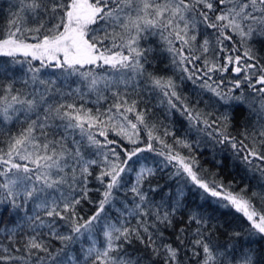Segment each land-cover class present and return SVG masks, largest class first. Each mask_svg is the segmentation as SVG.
Returning a JSON list of instances; mask_svg holds the SVG:
<instances>
[{
  "label": "snow or ice",
  "instance_id": "obj_1",
  "mask_svg": "<svg viewBox=\"0 0 264 264\" xmlns=\"http://www.w3.org/2000/svg\"><path fill=\"white\" fill-rule=\"evenodd\" d=\"M261 49L264 0H15L0 57L26 67L17 80L0 65V216L14 225L0 229V264H264V190H237L182 155L192 143L157 134L144 103L159 97L264 183ZM185 82L199 89L191 99ZM143 153L167 163L143 165ZM169 165L183 185L165 195ZM185 188L203 203L189 207Z\"/></svg>",
  "mask_w": 264,
  "mask_h": 264
},
{
  "label": "trees",
  "instance_id": "obj_2",
  "mask_svg": "<svg viewBox=\"0 0 264 264\" xmlns=\"http://www.w3.org/2000/svg\"><path fill=\"white\" fill-rule=\"evenodd\" d=\"M15 0H0V26H3L6 23V20L10 14V5L13 4ZM262 58H264V49H261L258 53ZM166 55V54H165ZM19 60H23V57H17ZM165 61L159 62V67H164ZM0 65H7L11 72L10 75H15L17 80L24 76L23 68L26 66H21L19 64H14L12 62V58L9 57H0ZM191 67V66H189ZM168 74L171 75V71L168 70ZM228 79H232V73L225 74ZM179 82V81H178ZM180 91L183 95L188 96L190 99L193 98L195 92H198L199 89L192 85L191 82H185L181 84ZM210 95V94H206ZM146 99L144 103L147 104L150 109L151 119L154 123H156L159 132L157 134H162L163 128L167 127L170 131H174L177 136L181 138L187 139L193 145V150L190 152L188 149L179 148L178 150L182 155L185 156H195L199 161L200 165L203 168H206L210 171H218L219 177L227 182H234V187L239 190L245 186L248 187L249 191L260 192L264 190V183L259 180V173H254L253 171H247L243 165L239 164V162L231 157V151L222 152L219 145H214L211 140H209L203 133H196L194 131H189L187 128V122L184 121L178 114L176 115H166V107L159 106L160 98L151 95L145 94ZM89 107H95L94 104H89ZM203 107V105H202ZM247 119V113L243 110L237 111L235 113L233 126L235 131L233 135H238L241 131L244 123ZM141 138L143 140H147L146 133H141ZM102 139V138H101ZM116 139H119L116 137ZM169 143L173 142V137L168 136L166 138ZM131 147V145H128ZM159 149L160 145H156ZM143 157H147V160H144ZM214 157L217 159H223L224 164L222 167L217 169V166L214 162ZM141 163L148 167H156L162 168L164 163V158L162 156H156L154 153H143ZM254 163H259L258 161H254ZM140 165H137L139 168ZM176 169L169 165L168 168H165L163 172L158 174L159 183L161 185V192L167 195L170 192H175L178 187L183 185V181L177 177L175 180H170L168 178V174L174 172ZM186 194V202L189 207L195 208L197 205L202 204L203 201L199 199L198 193L193 190L189 191L187 188L184 189ZM97 194H94V196ZM155 198L159 200L160 193H157ZM259 204V201H257ZM209 211H211V207L205 205ZM91 211V206H85L83 209V214L87 215ZM216 217L222 222L233 228H242L246 226V221L243 220V217L240 214L234 213L233 211L219 209L215 213ZM12 218L8 217L7 214L0 216V229L11 228L14 225L10 223ZM62 223V222H61ZM3 231H0V240L3 239ZM167 239L169 241H174L175 232L170 230ZM136 248H139L138 244L135 245ZM256 247L264 248V243L260 245H256ZM131 250V249H130Z\"/></svg>",
  "mask_w": 264,
  "mask_h": 264
}]
</instances>
